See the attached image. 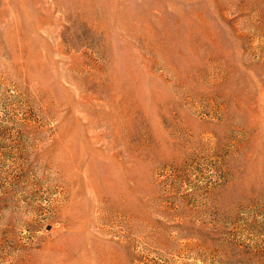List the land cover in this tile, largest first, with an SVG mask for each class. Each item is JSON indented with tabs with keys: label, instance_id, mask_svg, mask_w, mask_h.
Here are the masks:
<instances>
[{
	"label": "rangeland",
	"instance_id": "obj_1",
	"mask_svg": "<svg viewBox=\"0 0 264 264\" xmlns=\"http://www.w3.org/2000/svg\"><path fill=\"white\" fill-rule=\"evenodd\" d=\"M0 264H264V0H0Z\"/></svg>",
	"mask_w": 264,
	"mask_h": 264
}]
</instances>
